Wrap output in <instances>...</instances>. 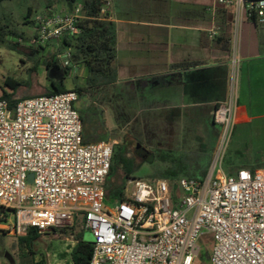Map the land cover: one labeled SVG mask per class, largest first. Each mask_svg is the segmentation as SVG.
<instances>
[{
  "label": "built area",
  "instance_id": "1",
  "mask_svg": "<svg viewBox=\"0 0 264 264\" xmlns=\"http://www.w3.org/2000/svg\"><path fill=\"white\" fill-rule=\"evenodd\" d=\"M234 9L237 26L245 12L264 22V0H216ZM82 8L52 11L40 19L31 43L46 47L79 32ZM57 64L81 72L70 50ZM83 67V66H82ZM239 60H232L230 96L217 105L213 122L220 140L202 181L127 178L124 198L105 204V179L114 141L85 143L73 89L20 100L13 110L0 99V232L25 236L69 231L94 236L88 264H195L202 239L212 242L210 264H264V167L223 171L220 160L235 122ZM32 182H28V175Z\"/></svg>",
  "mask_w": 264,
  "mask_h": 264
},
{
  "label": "crops",
  "instance_id": "2",
  "mask_svg": "<svg viewBox=\"0 0 264 264\" xmlns=\"http://www.w3.org/2000/svg\"><path fill=\"white\" fill-rule=\"evenodd\" d=\"M84 1L76 0L75 6L82 8ZM96 1L102 3L101 16L113 24L116 33L117 82L112 86L126 85L131 97L142 101L141 86L157 83L162 93L148 108H157L161 129L187 123L199 131L210 130L215 107L229 100L234 57L239 60L236 124L250 122L251 108L264 111V22L242 12L236 26L234 9L216 0ZM59 9L71 8L64 2L55 3L52 10ZM60 44L52 41L39 47L28 42L25 46L39 58L40 66L47 52ZM51 71L56 74L58 68L47 70L49 83L59 81L61 75L55 78ZM135 83H141L139 90L132 87ZM205 133L201 132L197 142L200 149L186 152L203 154ZM211 161H207L208 171Z\"/></svg>",
  "mask_w": 264,
  "mask_h": 264
},
{
  "label": "rangeland",
  "instance_id": "3",
  "mask_svg": "<svg viewBox=\"0 0 264 264\" xmlns=\"http://www.w3.org/2000/svg\"><path fill=\"white\" fill-rule=\"evenodd\" d=\"M46 3L47 0H5L0 3V21L8 24L20 36H10L6 43L0 42V94L2 90L13 92L4 85L7 78L18 84L14 91L16 99L42 95L50 89L45 61L69 49L61 48L60 45L58 49L47 52L41 63L43 66H38L39 58L35 59L36 56L25 46L32 41L46 10ZM79 67L81 72L72 75L71 70L58 65V72L55 74V70L51 71V76L58 78L60 74L59 79L64 78L66 89L84 86V68L82 65ZM139 86L141 83L132 84V87ZM126 87L115 85L94 88L80 101L87 109L84 114L86 137L89 140L106 138L104 140L114 141V153L122 146L126 157L127 164L116 167L114 173L108 177L106 185L122 184L123 188L126 187L127 177L122 171L126 168L130 170L129 176L132 178L163 179L162 172L169 167L171 159L181 156L187 150L200 149L197 142L201 140V132H206L207 137L205 152L201 154L200 161L204 163L211 159L213 163L220 140L219 125H211L208 131L193 129L187 123H177L174 129H161L157 126V108H148L150 104L157 103V95L162 93L157 83L147 82L146 87L141 86L143 89L139 92L144 99H134L133 104L131 93ZM251 110L253 113L249 115L250 122L234 126L222 153L220 164L226 173H234L241 167L251 169L254 167V158L264 162V111L258 113V108ZM140 149H146L149 157L143 159L138 155L137 151ZM115 203V199L105 200V204L110 207ZM79 226L80 222L77 223L76 231L82 234L83 240L93 243V234L88 230H79ZM68 234L69 231H47L33 242L31 254L18 244L17 237L0 232V264H30L31 259H42L44 264H71L69 254L72 245L66 240ZM204 242L211 243V238L203 237L202 247ZM199 257L195 264H210L209 261H201Z\"/></svg>",
  "mask_w": 264,
  "mask_h": 264
},
{
  "label": "trees",
  "instance_id": "4",
  "mask_svg": "<svg viewBox=\"0 0 264 264\" xmlns=\"http://www.w3.org/2000/svg\"><path fill=\"white\" fill-rule=\"evenodd\" d=\"M5 0H0V3ZM247 2H255L258 0H246ZM58 2H64L69 8H73L76 5V0H47L46 8L50 14L53 10V5ZM102 3L96 0H86L82 4L83 17L78 22L79 32L73 36H65L61 41V48H67L71 51L73 58L78 64H81L85 70V84L84 86H75L73 90L78 94V100L81 101L85 94L89 93L94 88H106L114 85L117 82V64H116V50L115 40L116 33L113 24L101 16ZM10 36L20 37L18 33L12 29L8 24H4L0 21V42L6 43L7 38ZM14 47V45H11ZM58 64L55 58H51L45 61V67L48 69L56 67ZM4 85L13 90L12 93H8L2 90L0 99L7 101L10 110H13L16 104L25 98H31V96H25L20 99H16L14 91L18 84L13 82L9 78L5 79ZM50 89L42 95L57 94L66 91L64 85V78L59 81H50ZM35 97V96H32ZM75 109L79 112V116L82 122V135L83 141L96 142L104 139L89 140L84 133V114L87 109L77 102L74 105ZM201 153L198 152H185L177 158L170 160V165L162 172V178L173 183L180 178H192L198 181H202L208 173L209 162L202 163L200 161ZM254 167H264V162L258 159H253ZM121 164H127L126 157L123 153L122 146L119 147L116 153L113 152L112 163L110 171L104 182L105 192L107 199L122 200L124 198L122 190V184L118 185H106L108 177L114 173V169ZM239 169H243L242 167ZM238 169V170H239ZM125 177H130V170L128 168L122 170ZM232 174L233 172H228ZM67 230L60 229L59 232H65ZM45 234V233H44ZM43 234L39 233L34 227L28 229L25 236L17 237V242L20 246L24 247L29 253L33 254L32 244L35 240L41 237ZM212 248V242L203 243V247L200 252V260L207 262L210 260V253ZM92 253V243L86 242L82 238L81 233H77L76 242L72 246L70 251L71 264H88ZM30 264H44L42 259L32 261Z\"/></svg>",
  "mask_w": 264,
  "mask_h": 264
},
{
  "label": "flooded vegetation",
  "instance_id": "5",
  "mask_svg": "<svg viewBox=\"0 0 264 264\" xmlns=\"http://www.w3.org/2000/svg\"><path fill=\"white\" fill-rule=\"evenodd\" d=\"M78 100V99H77ZM134 100V98H133ZM131 100V101H133ZM77 105H80V102L77 101ZM138 155H140L143 159H146L149 157V153L146 151V149H140L137 151Z\"/></svg>",
  "mask_w": 264,
  "mask_h": 264
},
{
  "label": "water",
  "instance_id": "6",
  "mask_svg": "<svg viewBox=\"0 0 264 264\" xmlns=\"http://www.w3.org/2000/svg\"><path fill=\"white\" fill-rule=\"evenodd\" d=\"M28 182H29V183L32 182V175H31V174L28 175Z\"/></svg>",
  "mask_w": 264,
  "mask_h": 264
}]
</instances>
